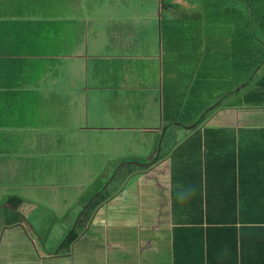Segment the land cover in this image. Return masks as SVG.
Returning <instances> with one entry per match:
<instances>
[{"label":"crops","instance_id":"crops-1","mask_svg":"<svg viewBox=\"0 0 264 264\" xmlns=\"http://www.w3.org/2000/svg\"><path fill=\"white\" fill-rule=\"evenodd\" d=\"M68 174L94 178L49 253L28 214ZM39 246L264 264V0H0V264Z\"/></svg>","mask_w":264,"mask_h":264},{"label":"rangeland","instance_id":"rangeland-1","mask_svg":"<svg viewBox=\"0 0 264 264\" xmlns=\"http://www.w3.org/2000/svg\"><path fill=\"white\" fill-rule=\"evenodd\" d=\"M101 108V107H99ZM91 113V122L94 121V117L106 113L105 111L98 110V111H93ZM118 114L120 112H117ZM139 113L136 112V116L134 118L137 119L136 123H139ZM130 118V117H127ZM99 123V122H98ZM101 123V121H100ZM125 134V133H124ZM107 143V141H106ZM102 147H106L109 144H100ZM109 173L105 172L104 174L101 175L99 178L100 181L105 180L107 177H109ZM84 176V175H83ZM79 177V178H78ZM86 177L82 176H76L75 174H68L66 177V185H60L58 188H52L49 187L46 189V196L48 195H53L56 193L58 195L59 191H61V203L60 205L55 206L54 204L51 203H34L30 206V213L28 214V223L30 225L34 223L35 228L38 229L41 233H46L48 237L44 238H36V241L41 243L43 242V245L46 246L47 251L49 253H54L58 247L57 244L63 240L64 234L66 235L69 230H71L72 227L75 225V217L80 210H82L81 206L76 203L77 199V193H80L81 191H84L86 189V186L79 187L76 186V184L80 181L78 180H85V181H90L92 175H88ZM77 178L78 180H75ZM94 178V177H93ZM96 186H98V190L100 191L101 195L97 196L98 199L103 200L106 196L105 191H102V185L98 181H95ZM97 183L99 185H97ZM41 187H44L43 185H40ZM39 187L37 185L35 188ZM150 190V188H148ZM57 190V191H56ZM56 191V192H55ZM24 190H21L20 194H23ZM62 195L65 196V200L62 199ZM76 203V204H75ZM93 206L89 207L86 211H83V214H87L88 212L92 211ZM34 210V211H33ZM33 212V214H32ZM54 218H60L54 221ZM59 251V249H58ZM61 251V252H60ZM60 253H65L69 254V250H60ZM72 251H70L71 253ZM40 253L45 254L46 252L42 249L39 250L37 249V254H36V264H73L71 263L68 259L66 260L65 258H51V259H42L40 258ZM52 257V256H51ZM43 261V262H41Z\"/></svg>","mask_w":264,"mask_h":264},{"label":"trees","instance_id":"trees-1","mask_svg":"<svg viewBox=\"0 0 264 264\" xmlns=\"http://www.w3.org/2000/svg\"><path fill=\"white\" fill-rule=\"evenodd\" d=\"M69 240H71V237L70 236L66 237L65 240H64V242H63V244L67 243Z\"/></svg>","mask_w":264,"mask_h":264}]
</instances>
